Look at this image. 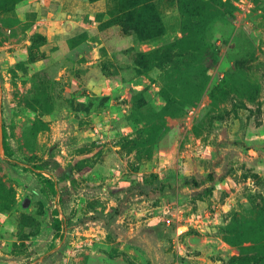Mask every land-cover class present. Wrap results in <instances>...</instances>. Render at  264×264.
I'll return each mask as SVG.
<instances>
[{
    "label": "rangeland",
    "instance_id": "1",
    "mask_svg": "<svg viewBox=\"0 0 264 264\" xmlns=\"http://www.w3.org/2000/svg\"><path fill=\"white\" fill-rule=\"evenodd\" d=\"M0 124V264H264V0H0Z\"/></svg>",
    "mask_w": 264,
    "mask_h": 264
},
{
    "label": "trees",
    "instance_id": "2",
    "mask_svg": "<svg viewBox=\"0 0 264 264\" xmlns=\"http://www.w3.org/2000/svg\"><path fill=\"white\" fill-rule=\"evenodd\" d=\"M145 3H148L149 0H144ZM141 2H134L133 4L134 5H138L140 4ZM130 10L127 11V14L129 13ZM3 144H4V141H3ZM5 146V145H4ZM33 170H36L37 167L32 165L30 166ZM56 171L57 172H61L62 171V167L59 165V164H56ZM226 172V170H223V173L222 174H219L218 172H216L215 169H212L210 170L209 172H207L206 174H197L195 176H191V177H187L184 182L186 185H189L191 187L194 188V190H197L199 189L198 192L199 194L201 195H205V194H209L211 191H212V186L215 182V180L217 178H220L221 175H223L224 173ZM62 173V172H61ZM60 178V177H59ZM62 179V178H61ZM63 180H59L58 178H44V183L45 185L54 193H57L58 192V185H62L63 187V190L61 191V195H64L65 193H67L68 189H67V186L65 184V182H62ZM207 182H209L210 184L208 185ZM139 184H135V185H128L126 188H125V193L128 195L129 193H131L132 189L133 188H138ZM153 188H151L149 190V192L146 190L145 187L143 188H140L139 190V194L142 195V193L148 195V193H152L153 192ZM173 191V189H172ZM125 207L126 205L122 204V200L119 199L117 200V204L116 206L113 208V212L115 214H120L122 213L124 210H125ZM55 219V228L57 230L60 229L61 227V220L59 218H54ZM258 251H261V258H259V260L262 259L263 257V260H264V244L258 248ZM263 252V253H262ZM260 254V253H259Z\"/></svg>",
    "mask_w": 264,
    "mask_h": 264
},
{
    "label": "water",
    "instance_id": "3",
    "mask_svg": "<svg viewBox=\"0 0 264 264\" xmlns=\"http://www.w3.org/2000/svg\"><path fill=\"white\" fill-rule=\"evenodd\" d=\"M0 153L4 154V144H3V128L0 124Z\"/></svg>",
    "mask_w": 264,
    "mask_h": 264
}]
</instances>
